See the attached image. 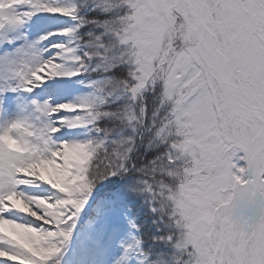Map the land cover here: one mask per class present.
I'll return each instance as SVG.
<instances>
[{"label": "snow or ice", "instance_id": "6c2138e0", "mask_svg": "<svg viewBox=\"0 0 264 264\" xmlns=\"http://www.w3.org/2000/svg\"><path fill=\"white\" fill-rule=\"evenodd\" d=\"M0 264H264V0H0Z\"/></svg>", "mask_w": 264, "mask_h": 264}]
</instances>
